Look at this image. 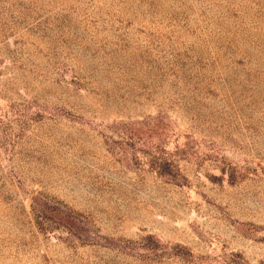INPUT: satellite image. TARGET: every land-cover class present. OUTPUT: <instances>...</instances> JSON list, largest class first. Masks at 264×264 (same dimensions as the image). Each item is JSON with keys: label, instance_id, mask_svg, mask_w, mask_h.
Returning a JSON list of instances; mask_svg holds the SVG:
<instances>
[{"label": "rangeland", "instance_id": "374dc122", "mask_svg": "<svg viewBox=\"0 0 264 264\" xmlns=\"http://www.w3.org/2000/svg\"><path fill=\"white\" fill-rule=\"evenodd\" d=\"M0 264H264V0H0Z\"/></svg>", "mask_w": 264, "mask_h": 264}]
</instances>
